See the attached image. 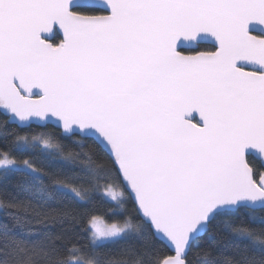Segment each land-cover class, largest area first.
Returning <instances> with one entry per match:
<instances>
[{
    "label": "snow or ice",
    "instance_id": "snow-or-ice-1",
    "mask_svg": "<svg viewBox=\"0 0 264 264\" xmlns=\"http://www.w3.org/2000/svg\"><path fill=\"white\" fill-rule=\"evenodd\" d=\"M0 264H264V0H0Z\"/></svg>",
    "mask_w": 264,
    "mask_h": 264
},
{
    "label": "trees",
    "instance_id": "trees-1",
    "mask_svg": "<svg viewBox=\"0 0 264 264\" xmlns=\"http://www.w3.org/2000/svg\"><path fill=\"white\" fill-rule=\"evenodd\" d=\"M98 207L100 208V211L102 212V213H104L105 215H107L108 214V212H107V206L106 205H98ZM131 206H129V208H130Z\"/></svg>",
    "mask_w": 264,
    "mask_h": 264
}]
</instances>
